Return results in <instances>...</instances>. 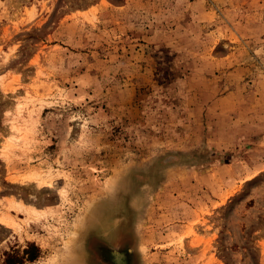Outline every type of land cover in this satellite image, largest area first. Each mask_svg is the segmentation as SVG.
I'll use <instances>...</instances> for the list:
<instances>
[{
	"label": "rangeland",
	"instance_id": "374dc122",
	"mask_svg": "<svg viewBox=\"0 0 264 264\" xmlns=\"http://www.w3.org/2000/svg\"><path fill=\"white\" fill-rule=\"evenodd\" d=\"M22 195L0 264H264V0H0Z\"/></svg>",
	"mask_w": 264,
	"mask_h": 264
},
{
	"label": "crops",
	"instance_id": "0c3cea01",
	"mask_svg": "<svg viewBox=\"0 0 264 264\" xmlns=\"http://www.w3.org/2000/svg\"><path fill=\"white\" fill-rule=\"evenodd\" d=\"M58 202V201H57ZM14 204L16 205V212L22 216V218H19V215L16 213L14 214V211H7L5 209L0 208V234H6V236H11L13 238H16V235L19 233L17 232L16 226H13L12 223H16L14 220V217L17 218V220H25L26 219V213L23 212L24 209L20 208L21 206L23 207H29L35 210L37 213L35 216H31L33 219L32 222H35V218L37 217L38 219L42 218L44 215H48L49 210L48 208L44 209H39L38 205L35 203H32V200L28 199L25 195H22L18 197L15 201ZM21 205V206H20ZM22 209V210H21ZM27 216V219H31ZM29 224H31V221H29ZM20 225V224H19ZM30 230L32 229L31 226Z\"/></svg>",
	"mask_w": 264,
	"mask_h": 264
},
{
	"label": "bare ground",
	"instance_id": "6f19581e",
	"mask_svg": "<svg viewBox=\"0 0 264 264\" xmlns=\"http://www.w3.org/2000/svg\"><path fill=\"white\" fill-rule=\"evenodd\" d=\"M15 127V126H14ZM14 133V132H13ZM17 133H19V132H17ZM12 136V135H11ZM12 138V137H11ZM13 138H14V136H13ZM12 143V142H11ZM10 146V145H9ZM5 154V153H4ZM9 156V155H8ZM34 176H37V175H35V174H29L28 176H27V178H31V177H34ZM39 182H45V180L44 179H40V181ZM26 213H27V216L29 217V218H31V216H35L36 215V211L35 210H33L32 208H30V209H28V210H26ZM38 214V213H37ZM39 215V214H38ZM38 217V216H37Z\"/></svg>",
	"mask_w": 264,
	"mask_h": 264
}]
</instances>
